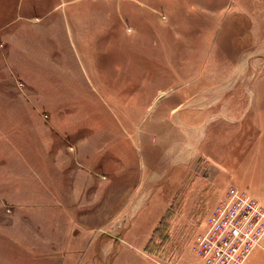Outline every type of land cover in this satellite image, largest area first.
I'll use <instances>...</instances> for the list:
<instances>
[{"label":"rangeland","instance_id":"obj_1","mask_svg":"<svg viewBox=\"0 0 264 264\" xmlns=\"http://www.w3.org/2000/svg\"><path fill=\"white\" fill-rule=\"evenodd\" d=\"M206 1L16 0L0 264H203L231 185L264 204V8Z\"/></svg>","mask_w":264,"mask_h":264},{"label":"built area","instance_id":"obj_2","mask_svg":"<svg viewBox=\"0 0 264 264\" xmlns=\"http://www.w3.org/2000/svg\"><path fill=\"white\" fill-rule=\"evenodd\" d=\"M193 250L203 264H244L264 237V204L231 185L215 204Z\"/></svg>","mask_w":264,"mask_h":264},{"label":"crops","instance_id":"obj_3","mask_svg":"<svg viewBox=\"0 0 264 264\" xmlns=\"http://www.w3.org/2000/svg\"><path fill=\"white\" fill-rule=\"evenodd\" d=\"M109 2H110V8L112 10L114 5L117 2L116 0H109ZM201 4L206 6L205 8H207V10H212L213 11L212 13L214 14L216 13L218 15L217 19L219 18L221 19V15L227 10V7H228V3H224L223 0H222V4L217 3L216 7L210 6L208 1L203 2ZM231 4L232 3H230V6ZM233 6L236 7L240 11L242 10L248 14H252V12L256 13V12L262 11L261 10L262 7L264 8V0H236ZM110 14H109V18H110V28H111L114 25H116V21L114 20L118 18L117 17L118 14L116 13L113 14V12H110ZM6 46H8V48ZM2 48L4 50L2 52L0 51V76L2 77L1 82L4 83V76L6 72L3 68V64L6 62L5 60L8 58L7 55L9 54L10 51H12L13 53L16 52V0H0V50ZM113 74L114 73H112V75ZM118 74L120 76L122 74L125 75V73L122 71L121 73H118ZM122 80L123 78H121V80L119 81H122ZM126 83H127L126 78H124V85ZM258 189H261L262 191L260 193V196L264 197V187L260 185ZM173 264H192V263H190V261H184L180 259L176 263H173Z\"/></svg>","mask_w":264,"mask_h":264}]
</instances>
